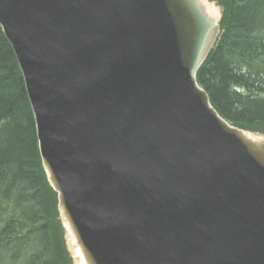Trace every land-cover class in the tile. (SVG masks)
Listing matches in <instances>:
<instances>
[{"label": "water", "instance_id": "water-1", "mask_svg": "<svg viewBox=\"0 0 264 264\" xmlns=\"http://www.w3.org/2000/svg\"><path fill=\"white\" fill-rule=\"evenodd\" d=\"M223 16L0 0L71 264H264V129L232 126L197 82Z\"/></svg>", "mask_w": 264, "mask_h": 264}, {"label": "trees", "instance_id": "trees-1", "mask_svg": "<svg viewBox=\"0 0 264 264\" xmlns=\"http://www.w3.org/2000/svg\"><path fill=\"white\" fill-rule=\"evenodd\" d=\"M223 3L222 33L198 81L234 125L263 128L264 0ZM38 148L25 80L0 27V264H64L68 256Z\"/></svg>", "mask_w": 264, "mask_h": 264}, {"label": "bare ground", "instance_id": "bare-ground-1", "mask_svg": "<svg viewBox=\"0 0 264 264\" xmlns=\"http://www.w3.org/2000/svg\"><path fill=\"white\" fill-rule=\"evenodd\" d=\"M11 44V43H10ZM12 46V45H11ZM13 48V47H12ZM14 50V49H13ZM16 55V54H15ZM18 60V59H17ZM19 63V62H18ZM19 67H20V64H19ZM20 69H21V67H20ZM21 72H22V69H21ZM22 74H23V72H22ZM23 78H24V75H23ZM24 80H25V78H24ZM25 84H26V81H25ZM26 90H27V87H26ZM27 93H28V91H27ZM28 97H29V94H28ZM29 100H30V98H29ZM30 103H31V100H30ZM31 107H32V104H31ZM32 111H33V108H32ZM33 114H34V111H33ZM35 117V116H34ZM38 150H39V148H38ZM39 156H40V159H41V155H40V151H39ZM41 164H42V159H41ZM42 167H43V165H42ZM43 171H44V169H43ZM44 176H45V179H46V182H47V184L49 185V183H48V177L46 176V173H45V171H44ZM49 187L51 188V186L49 185ZM52 189V188H51ZM53 191V190H52ZM54 193H55V191H53ZM56 194V193H55ZM56 198H57V194H56ZM56 223V222H55ZM55 223H53V225H55ZM62 238H63V231H62ZM63 241H64V238H63ZM74 244V243H73ZM77 253H79L78 251H77ZM68 254V253H67ZM80 254V253H79ZM64 263V264H70L71 263V259H70V257H69V255L68 256H65V257H63V260L61 261V263ZM83 262V264H84V261H82Z\"/></svg>", "mask_w": 264, "mask_h": 264}, {"label": "rangeland", "instance_id": "rangeland-1", "mask_svg": "<svg viewBox=\"0 0 264 264\" xmlns=\"http://www.w3.org/2000/svg\"><path fill=\"white\" fill-rule=\"evenodd\" d=\"M54 217H55V220L57 219H59V216H58V213H57V210L55 211V213H54Z\"/></svg>", "mask_w": 264, "mask_h": 264}]
</instances>
